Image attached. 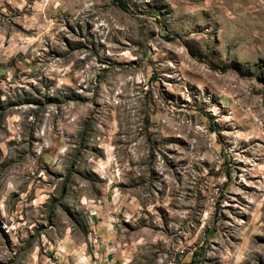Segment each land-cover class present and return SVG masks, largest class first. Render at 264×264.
<instances>
[{
    "label": "rangeland",
    "instance_id": "obj_1",
    "mask_svg": "<svg viewBox=\"0 0 264 264\" xmlns=\"http://www.w3.org/2000/svg\"><path fill=\"white\" fill-rule=\"evenodd\" d=\"M0 32L34 66L0 92V264L88 240L104 187L130 264H264V0H0Z\"/></svg>",
    "mask_w": 264,
    "mask_h": 264
},
{
    "label": "crops",
    "instance_id": "obj_2",
    "mask_svg": "<svg viewBox=\"0 0 264 264\" xmlns=\"http://www.w3.org/2000/svg\"><path fill=\"white\" fill-rule=\"evenodd\" d=\"M18 41V36L0 32V92L4 82L12 84L19 68L23 72L34 69L30 59L25 57L26 45ZM108 188H101L98 197L88 193L80 197L79 207L88 216V240H80L73 246L63 244L62 239L49 241L47 249L53 255L46 264H130L129 258L142 244L123 240L126 236L121 226L125 223L122 216H125L126 199H113ZM69 253L72 254L67 256Z\"/></svg>",
    "mask_w": 264,
    "mask_h": 264
}]
</instances>
